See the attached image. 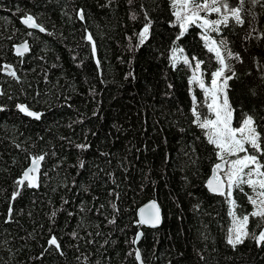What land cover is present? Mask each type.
I'll use <instances>...</instances> for the list:
<instances>
[{
  "label": "trees",
  "instance_id": "16d2710c",
  "mask_svg": "<svg viewBox=\"0 0 264 264\" xmlns=\"http://www.w3.org/2000/svg\"><path fill=\"white\" fill-rule=\"evenodd\" d=\"M245 7H251L259 31L264 9L250 0ZM78 8L86 22L76 18ZM25 12L47 31L25 26L20 20ZM145 13L153 21L150 42L129 51L126 34L135 42L132 34ZM170 18L169 0H0V68L10 63L21 77L17 83L0 71L6 93L0 95L6 105L0 110V264H136L129 253L140 230L137 246L146 264H264V246L252 238L235 248L226 242L228 204L205 187L215 157L202 130L190 122L193 95L208 115L204 94L195 84L190 93L191 71L182 62L172 68L167 60L176 30ZM84 28L93 35L95 57L82 39ZM197 31L190 26L187 39L177 43L207 60L211 54L197 43ZM225 33L233 34L231 28ZM24 41L30 51L18 57L12 46ZM239 97L237 92L233 99ZM253 100L240 98L233 124L238 126L243 106L264 135V106ZM17 102L39 111L40 119L20 113ZM85 138L90 147L75 148ZM41 152L48 154L41 162L47 176L38 188H21L11 202L13 219L5 222L14 179L30 162L28 154ZM234 198L237 215L251 211L244 193L234 190ZM152 199L162 207V224L155 229L133 224L138 208ZM53 207L59 211L50 221ZM260 223L250 216L248 231H258ZM50 230L64 245L63 256L46 244ZM72 230L81 238L74 239Z\"/></svg>",
  "mask_w": 264,
  "mask_h": 264
},
{
  "label": "snow or ice",
  "instance_id": "6c2138e0",
  "mask_svg": "<svg viewBox=\"0 0 264 264\" xmlns=\"http://www.w3.org/2000/svg\"><path fill=\"white\" fill-rule=\"evenodd\" d=\"M129 2L131 3V0ZM246 3L247 0H169L171 18L167 21L170 28L176 29L170 38V48L167 50L169 64L172 68H177L178 63L182 62L191 71V75L188 76L189 92L191 93V86L195 84L204 94L208 115L199 111L197 96L193 95L190 122L202 130L215 157V162L211 164V175L205 181V185L209 192L224 197L228 204V215L232 222L225 239L233 248L242 243L245 237L252 238L258 246H264V223L258 225V231L253 230L250 233L247 229L250 216L258 217L264 222V135L257 131L254 115L250 114L251 110L246 112L243 106L238 126H233L235 106L240 103V98L247 103H253V97H255L264 106V27L259 31L256 29L254 26L256 18L251 7H245ZM250 3L251 6L264 9V0H250ZM208 14H215L216 18H209ZM246 15L250 18L246 19ZM75 16L82 22L87 20L82 8L75 9ZM131 18L136 19V16L133 15ZM20 20L28 28L39 29L42 33L47 31L46 27L38 23L31 13L25 12ZM192 25L199 29L195 33L199 38L197 43L202 44L203 50L211 54L207 60L195 49H187L186 46L177 43L181 41V38L187 39L186 33L190 34L189 29ZM236 26H241V31H236ZM152 28L153 21L145 13L142 27L132 34L136 37L135 42L126 34L128 50L139 49L146 42H150ZM229 28L232 29V35L225 33V29ZM83 32L82 39L91 45V52L95 57L97 50L93 35L87 28H84ZM12 47L18 57L29 51V45L26 42L13 44ZM213 60L214 67L211 65ZM96 63L99 69L100 61L97 60ZM0 71L6 72L17 83L21 82V77L17 75L10 63H4ZM206 72L210 77L208 82L205 79ZM168 87L171 88L172 85L169 84ZM21 91L23 92L24 89L21 88ZM237 92L240 93V97L234 100L233 96ZM5 94L0 89V95ZM36 95L38 96L39 93ZM8 98L11 100L12 96L9 95ZM14 106L28 117L36 119L41 117L39 111L32 110L25 103L17 102ZM5 107V104H0V110ZM74 146L79 150L90 147L86 138L84 142L76 143ZM47 155L44 152L29 153L26 157V159L30 158V162L14 179V189L7 198L9 203L5 222L13 219L14 207L11 202L20 195L21 188H38L41 177L47 176V172L41 171V162ZM80 165L83 166V161H80ZM245 185L250 192H245ZM234 190L244 193L252 206L251 211L237 215L235 209L238 208V204L234 198ZM84 191L88 189L85 187ZM112 208L114 211L118 210L115 204H112ZM58 211L59 209L53 207L48 213L50 221H54ZM137 215L138 219H134L132 223L138 227L141 225L156 227L161 223L160 208L155 200H150L148 204L140 207ZM108 223H115V219L108 220ZM142 234L141 231H136L132 240L133 245ZM70 235L74 239L81 238L76 230H72ZM88 235L92 234L88 233ZM93 242L92 239L87 241L89 244ZM46 244L51 246L58 255H64V245L57 236L51 234V230ZM46 251L47 249L41 251L40 255L44 256ZM129 254L134 256L136 264H146L139 248H135ZM84 259L87 261V257Z\"/></svg>",
  "mask_w": 264,
  "mask_h": 264
},
{
  "label": "water",
  "instance_id": "95a60500",
  "mask_svg": "<svg viewBox=\"0 0 264 264\" xmlns=\"http://www.w3.org/2000/svg\"><path fill=\"white\" fill-rule=\"evenodd\" d=\"M26 26V25H25ZM34 30H39V29H34ZM24 42H26L28 45H29V43L27 42V41H24ZM24 42H22V43H24ZM15 51V50H14ZM29 51H30V46H29ZM28 51V52H29ZM28 52H26V53H28ZM16 53V52H15ZM26 53H24V54H26ZM97 62V61H96ZM13 67V69L15 70V68H14V66H12ZM16 71V70H15ZM5 74H6V72H4ZM205 187H206V185H205ZM206 189H207V187H206ZM208 190V189H207ZM211 193V192H210ZM213 194V193H212ZM152 200H154V199H152ZM149 202V201H148ZM148 202H146L145 204H143V205H141L140 207H142V206H144V205H146V204H148ZM157 202V201H156ZM157 205L159 206V208H160V215H161V223L159 224V225H157L156 227H151V226H147V225H141V227H144V228H150V229H155V228H158L161 224H162V221H163V210H162V207L160 206V204L157 202ZM139 207V208H140ZM138 208V209H139ZM137 212H138V210H137ZM137 218H138V215H137ZM142 233H143V231L142 230H140ZM142 236H143V234H142ZM142 236L140 237V239L137 241V243H136V248H138V243H139V241L141 240V238H142Z\"/></svg>",
  "mask_w": 264,
  "mask_h": 264
},
{
  "label": "rangeland",
  "instance_id": "374dc122",
  "mask_svg": "<svg viewBox=\"0 0 264 264\" xmlns=\"http://www.w3.org/2000/svg\"><path fill=\"white\" fill-rule=\"evenodd\" d=\"M233 126H235V125L233 124Z\"/></svg>",
  "mask_w": 264,
  "mask_h": 264
},
{
  "label": "bare ground",
  "instance_id": "6f19581e",
  "mask_svg": "<svg viewBox=\"0 0 264 264\" xmlns=\"http://www.w3.org/2000/svg\"><path fill=\"white\" fill-rule=\"evenodd\" d=\"M202 111V110H201ZM204 112V111H203Z\"/></svg>",
  "mask_w": 264,
  "mask_h": 264
}]
</instances>
